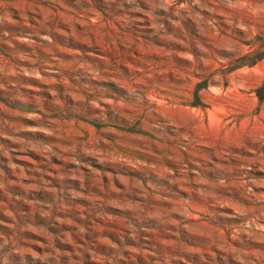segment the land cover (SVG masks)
<instances>
[{"label":"rangeland","instance_id":"rangeland-1","mask_svg":"<svg viewBox=\"0 0 264 264\" xmlns=\"http://www.w3.org/2000/svg\"><path fill=\"white\" fill-rule=\"evenodd\" d=\"M0 264H264V0H0Z\"/></svg>","mask_w":264,"mask_h":264}]
</instances>
